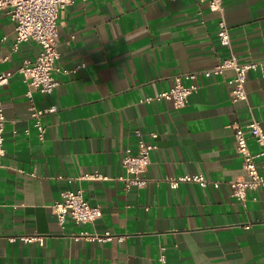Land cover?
Listing matches in <instances>:
<instances>
[{
	"label": "crops",
	"instance_id": "0c3cea01",
	"mask_svg": "<svg viewBox=\"0 0 264 264\" xmlns=\"http://www.w3.org/2000/svg\"><path fill=\"white\" fill-rule=\"evenodd\" d=\"M223 2V14L199 0H75L61 10L56 66L80 67L57 73L51 94L31 88L38 107L57 106L41 118L43 139L18 71L41 44L29 39L14 49L15 24L0 13V56L8 57L0 74L14 72L0 86V264H157L162 250L168 264H264V187L240 201L229 185L247 178L232 124L264 122V71L248 73L247 99L237 102L232 69L203 74L231 52L241 62L264 60V0ZM222 15L230 46L219 42ZM190 72L199 87L184 107L147 101ZM140 133L158 148L144 173L148 186L126 190L116 177L125 172L122 158L137 153ZM249 148L261 151L254 139ZM94 171L108 179L82 177ZM195 173L211 182L172 188L166 180ZM76 189L101 206L95 222L59 221L53 205ZM106 232L124 238H81ZM20 235H40L44 243Z\"/></svg>",
	"mask_w": 264,
	"mask_h": 264
},
{
	"label": "built area",
	"instance_id": "2783aa9c",
	"mask_svg": "<svg viewBox=\"0 0 264 264\" xmlns=\"http://www.w3.org/2000/svg\"><path fill=\"white\" fill-rule=\"evenodd\" d=\"M206 2L212 10H217L223 14V0H199ZM75 0H0V13L6 12L15 24V44L16 49L20 42L29 39L36 40L41 44V51L35 60H25L19 67L18 71L23 75L25 83L28 85L26 95L30 102V114L35 119V126L38 130L40 139L44 138L45 127L41 118L48 113L55 112L57 106L38 107L33 99V90L35 88L40 92L51 94L59 81L56 78L57 73L68 74L76 72L80 66L70 68H59L56 63L59 59V30L58 18L61 10L65 9ZM218 38L223 46L231 45L230 27L222 15L218 21ZM8 57L0 56V61L7 60ZM226 69H232L234 76L229 80L232 85L231 99L234 102L247 99V91L245 83L248 79V73L252 70L264 71V60L241 62L237 55L231 52L227 57L220 60L215 66L204 70L206 76L222 74ZM13 71L0 74V86L7 84L13 75ZM197 74L190 72L175 76L174 85L168 90L160 92L157 96L147 98V101L166 100L173 108L180 109L184 107L191 94L198 90V85L194 82ZM185 80L192 81L185 84ZM6 115L3 108V102L0 96V167L3 165L2 159L6 151L4 148V127ZM264 122L253 119L246 126L238 123L232 124L236 139V149L242 155L243 168L247 173V178L241 180H233L229 182L231 187V195L244 201L249 189L264 187ZM254 139L261 147L259 153L254 154L249 148V140ZM158 148L156 142H150L145 139L141 133L137 143V153L128 154L122 158V166L125 170L124 174L116 177L123 182L126 190L131 188L143 189L149 184V178L144 175L150 162L152 152ZM262 158L260 162L258 159ZM86 179H108L98 171L87 173L82 176ZM170 187L177 188L183 182H195L205 187L211 180L202 173L183 174L166 178ZM214 186L218 187L219 182L214 181ZM53 210L58 216L61 223L65 222L69 215L76 224L93 223L102 216V208L100 205H92L85 198L83 190H66L62 193V199L55 202ZM18 238L24 242L37 241L39 244L44 243V237L40 235H20ZM81 238L98 241H110L113 239L122 240L123 235H113L108 232L104 234H88L84 233ZM10 240L14 241L17 236H10ZM157 264H168L167 256L162 250L159 255Z\"/></svg>",
	"mask_w": 264,
	"mask_h": 264
}]
</instances>
